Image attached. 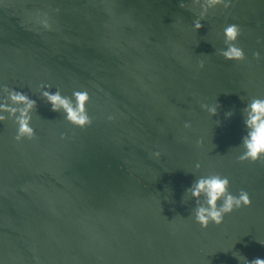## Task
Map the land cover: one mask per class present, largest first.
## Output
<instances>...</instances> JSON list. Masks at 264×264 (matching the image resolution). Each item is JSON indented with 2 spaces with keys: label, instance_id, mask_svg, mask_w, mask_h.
<instances>
[{
  "label": "water",
  "instance_id": "1",
  "mask_svg": "<svg viewBox=\"0 0 264 264\" xmlns=\"http://www.w3.org/2000/svg\"><path fill=\"white\" fill-rule=\"evenodd\" d=\"M230 2L196 32L180 7L193 0H0V101L6 86L37 104L34 139L0 123V264L264 259V158L238 161L243 110L264 98V0ZM230 24L244 62L217 54ZM42 86L86 90L91 125L52 111ZM217 103L214 117L202 108ZM213 173L252 204L204 229L186 192Z\"/></svg>",
  "mask_w": 264,
  "mask_h": 264
},
{
  "label": "clouds",
  "instance_id": "2",
  "mask_svg": "<svg viewBox=\"0 0 264 264\" xmlns=\"http://www.w3.org/2000/svg\"><path fill=\"white\" fill-rule=\"evenodd\" d=\"M229 9L232 7L230 0H193L191 8L189 5L181 3L180 7L192 11L198 15V19L194 21V29L198 32L202 27V21L207 20L210 11H214L218 7ZM38 22L43 27L50 29L48 19H39ZM241 29L236 24H230L223 28V37L226 50L221 49L218 55L227 61L244 62L247 60L242 47L238 46L241 36ZM254 58L259 61L261 59L259 52L253 54ZM204 61L199 62V67L204 68ZM47 87H51L50 85ZM41 91L44 99L51 105V109L57 113H65L69 123L77 127H85L91 125L92 121L87 113V104L90 102V96L86 90L74 91L73 97H65L58 89L54 94L51 91ZM4 99L0 101V112L7 115H0V123H6L8 117L14 119L17 125V135L15 140L17 143L22 142L25 138L32 140L35 138V131L30 126L32 121L31 114L36 110L37 104L28 95L9 89L3 88ZM220 105H202L212 117L218 115ZM232 112L226 113L227 118H231ZM244 123L247 127V135L243 137L242 147L244 152L238 157L240 163L251 161L253 163L264 158V98L253 97L243 110ZM219 124V123H218ZM186 129H191L190 123H185ZM202 141L198 142V146H202ZM159 153H155L158 158ZM201 165L197 164L196 169L200 170ZM230 180L228 177L219 173L209 174L200 177L187 190L188 197L195 199L196 209L194 213L195 222L202 228L207 229L210 224L220 226L224 222L226 215L233 213L242 207L251 206L252 201L250 195L245 190H240L239 195L230 193ZM183 202L185 203L184 197ZM259 242V241H258ZM261 243V242H259ZM264 245V243H261ZM243 258L246 264H264V259H254L249 262L245 257L240 255L238 259Z\"/></svg>",
  "mask_w": 264,
  "mask_h": 264
}]
</instances>
